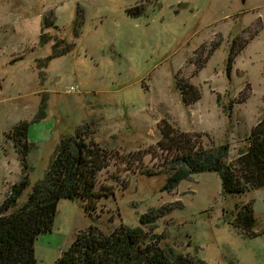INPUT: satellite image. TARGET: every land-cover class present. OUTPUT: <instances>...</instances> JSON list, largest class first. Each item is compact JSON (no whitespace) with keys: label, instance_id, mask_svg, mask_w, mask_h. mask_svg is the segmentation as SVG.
I'll return each instance as SVG.
<instances>
[{"label":"rangeland","instance_id":"374dc122","mask_svg":"<svg viewBox=\"0 0 264 264\" xmlns=\"http://www.w3.org/2000/svg\"><path fill=\"white\" fill-rule=\"evenodd\" d=\"M135 5L139 12H126ZM45 18L53 25L42 28ZM231 31L234 46L244 44L227 70ZM181 84L198 99L184 104ZM263 117L264 0H0V202L22 175L8 137L19 121L27 122L30 185L59 138L79 126L108 157L89 212L78 199L58 201L50 231L35 240L36 264H57L89 224L137 226L148 211H158L160 246L196 264H264V186L226 195L218 175L202 171L167 191L157 145L164 119L205 147L227 143L232 161ZM239 203L252 207V236L229 222Z\"/></svg>","mask_w":264,"mask_h":264},{"label":"trees","instance_id":"16d2710c","mask_svg":"<svg viewBox=\"0 0 264 264\" xmlns=\"http://www.w3.org/2000/svg\"><path fill=\"white\" fill-rule=\"evenodd\" d=\"M126 12L134 14L139 12V8L135 5L127 8ZM43 21L42 28L53 25L46 18ZM235 33L231 31L229 34L231 41L226 56L227 70L233 56L244 44L234 46ZM47 35L41 32L39 42L44 44L48 40ZM217 45L211 46L210 52ZM55 55L51 52L44 61H49ZM200 66L201 63L198 64ZM179 90L184 104H191L198 99L197 90L189 84H181ZM158 129L161 138L157 145L164 153L161 170L166 174L163 189L169 191L180 179L202 171L215 172L220 179L221 192L226 195L264 186V117L251 127L244 148L232 161H226L227 143L205 147L201 144L199 134L178 131L164 119L159 121ZM26 134L27 122L24 121H19L8 131V137L18 154L22 175L10 185L0 202V264H36L35 240L39 234L50 231L58 201L78 199L88 211V206L101 196L94 189L95 175L108 164L106 150L89 137V129L86 131L85 124L79 126L73 135L59 138L43 178L30 185L26 160L30 143ZM29 185L25 200L19 203L18 198ZM157 214L158 211H148L139 216V225L120 223L109 231L89 224L75 233L56 263L196 264L191 256L170 246L167 249L160 246L163 235L153 232ZM229 222L248 236L255 234V218L250 203L236 204Z\"/></svg>","mask_w":264,"mask_h":264},{"label":"water","instance_id":"95a60500","mask_svg":"<svg viewBox=\"0 0 264 264\" xmlns=\"http://www.w3.org/2000/svg\"><path fill=\"white\" fill-rule=\"evenodd\" d=\"M241 2H243V0H240Z\"/></svg>","mask_w":264,"mask_h":264}]
</instances>
